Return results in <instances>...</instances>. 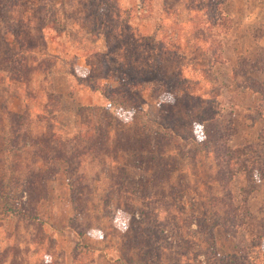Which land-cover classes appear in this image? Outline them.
Segmentation results:
<instances>
[{"label":"rangeland","instance_id":"rangeland-1","mask_svg":"<svg viewBox=\"0 0 264 264\" xmlns=\"http://www.w3.org/2000/svg\"><path fill=\"white\" fill-rule=\"evenodd\" d=\"M226 2L212 61L190 0H0V264H264V0Z\"/></svg>","mask_w":264,"mask_h":264},{"label":"trees","instance_id":"trees-1","mask_svg":"<svg viewBox=\"0 0 264 264\" xmlns=\"http://www.w3.org/2000/svg\"><path fill=\"white\" fill-rule=\"evenodd\" d=\"M226 1L227 0H190V4L187 6L189 11L193 14V16L191 18V24H192L193 30L196 31V35H198V38H196V39L201 38V40L209 39L210 41H212L209 45V49L211 51L210 57L212 58V61H216V57L219 56V53H220V51H219L220 50L219 49L220 44L218 42V39L216 38L217 37L216 35L218 33H221V32L225 33L232 26L231 18L223 10L224 5L227 3ZM214 25H218L220 30L212 31L211 29H212V27H214ZM142 82L143 81H140V82L138 81L137 84L143 85ZM110 141H113L115 145L118 143V140H110ZM224 142H225V139H224ZM224 142L222 145L225 147L221 146V149L224 150V155H225V156H223L224 157L223 162L229 168L232 166L234 167V168H230L228 171L229 172H231V171L236 172L237 170H249L250 173H252L251 171H253L254 169H251V168L256 167L258 164V161L257 160H251V165L244 163L241 160V158L246 155L245 152H242V150H239V149L226 147V144H224ZM217 159H218L217 160L218 162L222 161V159L219 155L217 156ZM149 162H151V163L146 164V163L142 162L141 160H137L135 163H136V167L139 168V170L143 169L144 172L145 171L149 172V169L154 164V161H153V159H150ZM257 170H258V172H260V174H263L264 173V163L262 165L260 164L257 167ZM122 176H125L122 179L123 183L119 182L118 185L120 184L121 187H124L123 185L126 183L124 180L127 179L126 176H130V177L134 178L135 181H138L144 185V187H143L144 188L143 189V191H144L143 200L146 199V201L148 200V202L150 200H152L151 199L152 196L147 195V193H146L147 182H146V177H145L144 173L137 176V177H134V176H132V174H128V173L124 172ZM152 180L154 183V177L152 178ZM135 181H133L131 183H135ZM229 204H231V203L229 202ZM225 210H228V209H225ZM22 214H24V213H22ZM151 215H152V213L151 214L148 213V216L146 217V219L149 220L150 222L153 219L152 217H150ZM152 223H154V224H151V225L153 227H155L154 226L155 222H152ZM134 236L136 238L137 233H135ZM145 243H146V247H148L149 250H151L152 252L156 251L154 243L150 244L148 241ZM154 255H156V254L154 253Z\"/></svg>","mask_w":264,"mask_h":264},{"label":"crops","instance_id":"crops-1","mask_svg":"<svg viewBox=\"0 0 264 264\" xmlns=\"http://www.w3.org/2000/svg\"><path fill=\"white\" fill-rule=\"evenodd\" d=\"M96 255H97V253L94 252V257H96ZM98 255H100V254H98ZM102 256H104V255L102 254ZM67 257L68 258H66V264H82L80 261L74 260L72 257H69V256H67Z\"/></svg>","mask_w":264,"mask_h":264}]
</instances>
